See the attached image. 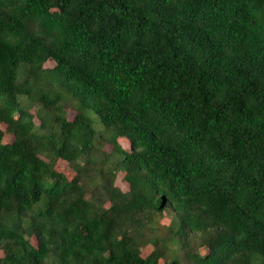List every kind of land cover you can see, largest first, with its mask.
I'll list each match as a JSON object with an SVG mask.
<instances>
[{
    "label": "trees",
    "instance_id": "obj_1",
    "mask_svg": "<svg viewBox=\"0 0 264 264\" xmlns=\"http://www.w3.org/2000/svg\"><path fill=\"white\" fill-rule=\"evenodd\" d=\"M0 264H264V0H0Z\"/></svg>",
    "mask_w": 264,
    "mask_h": 264
},
{
    "label": "rangeland",
    "instance_id": "obj_2",
    "mask_svg": "<svg viewBox=\"0 0 264 264\" xmlns=\"http://www.w3.org/2000/svg\"><path fill=\"white\" fill-rule=\"evenodd\" d=\"M53 64L52 61H48L45 63V66H51ZM28 108L30 109L29 111L32 113H35L34 111V106L33 105H28ZM69 117H71L73 115V111H69L68 112ZM90 116H91V120H92V125L94 127V129L97 131L98 127H100V123L98 121V119L95 117V115L93 113L90 112ZM35 122L37 123V118L35 117ZM4 139L7 140L8 139V135L6 134L4 136ZM121 146H123L124 148L128 147V143L126 142L125 139L121 138L119 139ZM105 148L108 150L109 146H105ZM58 168L69 178L71 175V170L70 167L67 165V163H65L64 161H59L58 163ZM122 172H118L115 178V184L120 187L121 189L125 190L127 188L126 183L123 181L122 179ZM166 221V220H165Z\"/></svg>",
    "mask_w": 264,
    "mask_h": 264
}]
</instances>
